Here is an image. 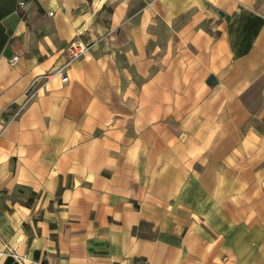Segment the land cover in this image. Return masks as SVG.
Wrapping results in <instances>:
<instances>
[{
	"label": "crops",
	"instance_id": "0c3cea01",
	"mask_svg": "<svg viewBox=\"0 0 264 264\" xmlns=\"http://www.w3.org/2000/svg\"><path fill=\"white\" fill-rule=\"evenodd\" d=\"M9 248L264 264V0H0V264Z\"/></svg>",
	"mask_w": 264,
	"mask_h": 264
},
{
	"label": "built area",
	"instance_id": "2783aa9c",
	"mask_svg": "<svg viewBox=\"0 0 264 264\" xmlns=\"http://www.w3.org/2000/svg\"><path fill=\"white\" fill-rule=\"evenodd\" d=\"M32 0H18V5L21 8H25L28 2ZM107 0H86V4L90 9V15H95L106 3ZM52 14V12H49ZM87 50V42L81 36V31L79 30L73 36L71 40L67 42L65 47L62 50L63 60L62 62L54 69L53 73L60 75L62 80L67 79V69L70 67L71 63L81 57L84 52ZM19 58L18 54H14L9 62L14 64ZM37 90L35 89H26L22 102L19 104L18 108L15 110L14 115L18 114L25 105L32 99L36 94ZM9 254L13 257L16 264H28L23 255L17 253L13 248H9Z\"/></svg>",
	"mask_w": 264,
	"mask_h": 264
}]
</instances>
